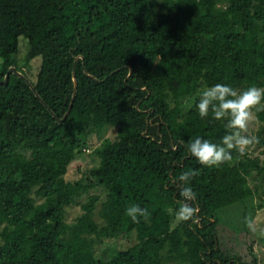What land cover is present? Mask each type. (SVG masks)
Listing matches in <instances>:
<instances>
[{"label": "trees", "instance_id": "obj_1", "mask_svg": "<svg viewBox=\"0 0 264 264\" xmlns=\"http://www.w3.org/2000/svg\"><path fill=\"white\" fill-rule=\"evenodd\" d=\"M21 37L32 71L4 84ZM0 59V264H260L245 219L264 212V111L262 159L233 151L208 168L186 144L227 131L200 118L201 87H264V0H0ZM107 127L115 141H87ZM91 147L98 165L66 181ZM188 169L200 172L198 213L180 222L166 209L178 208ZM97 188L67 223V208ZM131 204L149 220L126 216ZM233 218L239 234L223 242ZM125 235L136 242L96 257L97 242Z\"/></svg>", "mask_w": 264, "mask_h": 264}, {"label": "clouds", "instance_id": "obj_2", "mask_svg": "<svg viewBox=\"0 0 264 264\" xmlns=\"http://www.w3.org/2000/svg\"><path fill=\"white\" fill-rule=\"evenodd\" d=\"M198 103L196 105L201 119H207L210 115L215 121L224 122L227 130L220 143L196 137L186 144L188 153L194 157L203 167H219L233 160V151L243 156L247 151L259 142L257 136L249 134V125L256 118V113L264 111V87L249 86L245 89L217 83L212 86L204 85L198 90ZM200 172L188 169L181 173L178 178L179 195L182 198L178 202V208L171 207L166 211L173 214L180 222L194 220L198 208L191 202L197 199V193L191 187L193 178ZM174 183L177 181L174 179ZM126 216L134 223L143 219L147 222L150 212L138 204H131L126 208ZM246 226L255 231V221L248 217L245 219Z\"/></svg>", "mask_w": 264, "mask_h": 264}, {"label": "rangeland", "instance_id": "obj_3", "mask_svg": "<svg viewBox=\"0 0 264 264\" xmlns=\"http://www.w3.org/2000/svg\"><path fill=\"white\" fill-rule=\"evenodd\" d=\"M29 51V45L27 40L24 37H21L19 39V53L15 57L18 61L19 67L17 71L19 73L24 72L26 74L30 73L31 66H25L26 61V55ZM2 63V60L0 59V64ZM39 62H36L38 64ZM34 66V65H33ZM1 69V66H0ZM22 74V73H21ZM260 128V123L257 119V117L250 123L249 125V134L254 135L258 132ZM111 140L115 141L117 139V128L116 127H107L103 129L100 133H90L87 141L96 147H99L104 140ZM90 152L86 151L83 153V155L76 157L71 164L68 167L67 174L65 176V180L71 183H75L79 180H81L83 176V172H86L87 170L91 169L94 166L98 165V159L93 156L92 151L94 150L93 147L89 149ZM249 151L252 152L254 157H260L261 159L263 156L261 155V149L258 148V146H252ZM26 154L29 156L30 153L26 152ZM87 184V181H84V185ZM104 193V190L102 188L97 189H91L88 193L83 194L78 200L77 203L70 206L66 210V221L69 224H72L75 222L78 217L83 214L82 205L85 204L88 201V197L90 195H101ZM35 197V195H33ZM38 203L43 202L41 199L37 198ZM255 204V201H254ZM96 212L98 213L100 205L97 206ZM253 211H251L252 213ZM254 215V213H253ZM252 215V216H253ZM255 235L259 238L258 241L261 242V244H257L255 246L256 254L258 255L260 264H264V243L262 242L261 238L264 237V212H257L255 214ZM233 218L230 221L229 227H223L222 228V241L223 242H232L236 238V236L239 234L236 230L235 222ZM96 220L99 223H102L101 219L96 216ZM228 220V219H227ZM3 231V226H0V234ZM251 236H252V230H251ZM1 237H0V243H1ZM136 242L134 235H125L122 237H119L114 240H104L102 242H97L95 245V251H96V257L100 260L107 261L109 260L113 255L117 254L120 250L128 247L129 245H132Z\"/></svg>", "mask_w": 264, "mask_h": 264}, {"label": "water", "instance_id": "obj_4", "mask_svg": "<svg viewBox=\"0 0 264 264\" xmlns=\"http://www.w3.org/2000/svg\"><path fill=\"white\" fill-rule=\"evenodd\" d=\"M11 73H14V74H16V75H18V76H20V77H23V75L21 74V73H19L18 71H17V69L16 68H12V69H10L9 70V72H8V74H7V76H6V78H5V80H4V84H8V81H9V77H10V74ZM71 108V107H70ZM69 113V112H68ZM68 113L65 115V117H64V119L62 120V121H64L65 119H66V117L68 116ZM61 121V122H62Z\"/></svg>", "mask_w": 264, "mask_h": 264}, {"label": "built area", "instance_id": "obj_5", "mask_svg": "<svg viewBox=\"0 0 264 264\" xmlns=\"http://www.w3.org/2000/svg\"><path fill=\"white\" fill-rule=\"evenodd\" d=\"M88 152H90V151L88 150Z\"/></svg>", "mask_w": 264, "mask_h": 264}]
</instances>
